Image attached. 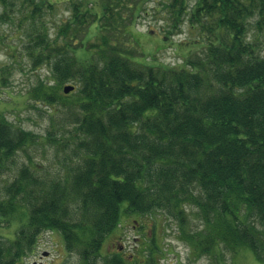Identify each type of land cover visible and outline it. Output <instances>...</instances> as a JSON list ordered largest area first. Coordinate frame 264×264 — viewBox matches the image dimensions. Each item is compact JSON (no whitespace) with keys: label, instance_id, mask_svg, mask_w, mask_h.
<instances>
[{"label":"trees","instance_id":"1","mask_svg":"<svg viewBox=\"0 0 264 264\" xmlns=\"http://www.w3.org/2000/svg\"><path fill=\"white\" fill-rule=\"evenodd\" d=\"M95 1L59 20L49 0H0V19L21 16L32 69L49 71L23 96L47 115L44 135L0 111V223L20 224L12 241L0 236V264H28L49 231L79 264H130L121 247L103 255L106 238L129 217L156 214L177 224L197 258L221 264L248 250L263 262L264 53L248 35L264 36V0H195L190 11L188 0H163L168 38L184 18L203 29L194 42L203 54L191 49L175 66L113 39L148 0ZM68 82L76 90L65 95ZM19 155L28 161L17 166ZM163 243L145 237V264H161Z\"/></svg>","mask_w":264,"mask_h":264},{"label":"rangeland","instance_id":"2","mask_svg":"<svg viewBox=\"0 0 264 264\" xmlns=\"http://www.w3.org/2000/svg\"><path fill=\"white\" fill-rule=\"evenodd\" d=\"M78 1L80 0H49L54 4V13L56 19L59 20H69L68 18L71 16L69 7ZM136 1L132 0V3ZM162 1H146L144 3L145 10L138 13L137 21L130 24L129 26H132L130 28L125 29V26L118 22L119 26L114 30L115 37L113 39L120 40L123 47L137 46L139 51L145 55H152L154 54L152 51L157 50L155 53L156 61L172 66L183 65L185 57L193 52L190 51L191 49L197 50L192 57L201 56L203 51L200 50L201 47L194 46V42L204 36L201 33L203 29L200 31V29L192 28L189 19L184 18L179 30L168 38L166 32L170 29L171 22L166 16L167 11L160 6ZM92 2L96 1L92 0ZM194 2L195 0H188L189 11ZM20 17L18 14L14 15L13 22L0 19V68L8 77V84L2 85L0 88V111L5 112L6 116L16 125L36 134L44 135L47 127V115L40 116L37 111L28 110L24 104L23 96L32 86V83L37 80L38 74L45 78L49 76V71L45 67L39 70L32 69L30 58L22 46V42L25 41V33L22 29L23 26L20 27ZM248 36L251 40L256 41L257 39L260 51L264 53V36L259 35L254 27L250 28ZM137 53L139 52L137 51ZM67 84L75 85L74 82H68L65 85ZM19 156L16 162L17 166L22 160L28 161L27 157ZM32 156L37 163L45 166L51 165V168L55 166L52 158L48 155L44 156L33 152ZM15 170L16 168H14L13 173ZM9 173L12 175V169L5 173L8 179L10 178ZM3 179H0V184H2ZM126 206V204L123 205V211ZM0 220H2L1 216ZM19 225L17 221L9 225L0 223V236L12 241L16 237ZM153 226L154 230L152 231ZM198 226L201 227L202 225L195 217L194 227ZM153 234L157 236L159 244L162 245L164 242L168 245L166 254L161 255V264H211L209 257L197 258L192 253L189 246L179 238L177 224L172 220L165 219L162 214L153 216V221L141 217L127 218L119 233L109 239L106 238L102 253L104 252L103 255L112 253L121 247L127 254H131L130 264H145L148 251L143 244L144 239ZM114 243H118L116 248L113 246ZM26 262L28 264H79L80 258L77 254L66 252L62 236L58 232L49 231L42 235L38 250L29 256ZM221 264H264V261L257 260L251 251L245 250L236 255L227 254L225 261Z\"/></svg>","mask_w":264,"mask_h":264},{"label":"water","instance_id":"3","mask_svg":"<svg viewBox=\"0 0 264 264\" xmlns=\"http://www.w3.org/2000/svg\"><path fill=\"white\" fill-rule=\"evenodd\" d=\"M75 90H76V86L73 84H67V85L63 86V93L65 95H68L71 92H74Z\"/></svg>","mask_w":264,"mask_h":264}]
</instances>
